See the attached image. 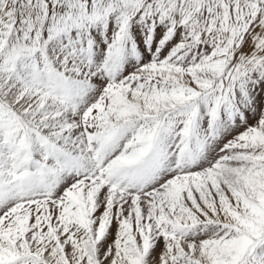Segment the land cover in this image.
I'll return each instance as SVG.
<instances>
[{"label": "snow or ice", "instance_id": "1", "mask_svg": "<svg viewBox=\"0 0 264 264\" xmlns=\"http://www.w3.org/2000/svg\"><path fill=\"white\" fill-rule=\"evenodd\" d=\"M0 264H264V0H0Z\"/></svg>", "mask_w": 264, "mask_h": 264}]
</instances>
